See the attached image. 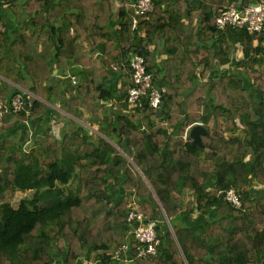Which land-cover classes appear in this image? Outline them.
Here are the masks:
<instances>
[{
  "label": "trees",
  "instance_id": "16d2710c",
  "mask_svg": "<svg viewBox=\"0 0 264 264\" xmlns=\"http://www.w3.org/2000/svg\"><path fill=\"white\" fill-rule=\"evenodd\" d=\"M136 1L0 0V264H120L125 240L133 264H264V29L216 24L228 5L264 0H153L144 15ZM135 54L165 89L161 121L128 101ZM47 111L67 123L59 134ZM197 122L202 145L184 138ZM132 195L163 219L156 256L137 255ZM196 212L201 231L182 222Z\"/></svg>",
  "mask_w": 264,
  "mask_h": 264
},
{
  "label": "built area",
  "instance_id": "2783aa9c",
  "mask_svg": "<svg viewBox=\"0 0 264 264\" xmlns=\"http://www.w3.org/2000/svg\"><path fill=\"white\" fill-rule=\"evenodd\" d=\"M135 13L137 15H144L153 10V0H137L133 3ZM133 28L137 27L136 18L132 21ZM216 24L219 28H224L226 26H238L244 27L250 32H261L264 29V4L258 3V5H250L245 9H239L234 4L226 6L221 14L216 19ZM130 65L133 70L132 79L134 85L129 89L128 101L130 104L134 105L141 99L145 98L150 107L159 109L160 104L163 100V87H156L154 83L153 74L148 72L146 67V60L143 55L135 54L130 59ZM115 68V66H114ZM71 80L75 84L78 78L71 75ZM23 97L18 94L12 100V111L14 113L19 112L24 105ZM5 103L0 101V108H2ZM31 104V98L29 103ZM1 115V114H0ZM196 124L202 125V122H197ZM188 127L184 138L189 136L191 128ZM224 199L231 203L235 208L240 209L242 206V200L240 193L233 187L224 191ZM139 203L136 197L128 202V215L127 220L131 226L130 235L138 242L136 252L138 257L147 258L157 255L158 246L160 244L159 238V219H148V217L138 209ZM164 212V210H163ZM165 221L170 225V221L163 213ZM161 232L164 230L160 229ZM130 244L127 240L122 241L116 246L112 252V258L117 261L129 260ZM131 260L133 257L131 256ZM130 261V260H129Z\"/></svg>",
  "mask_w": 264,
  "mask_h": 264
},
{
  "label": "crops",
  "instance_id": "0c3cea01",
  "mask_svg": "<svg viewBox=\"0 0 264 264\" xmlns=\"http://www.w3.org/2000/svg\"><path fill=\"white\" fill-rule=\"evenodd\" d=\"M53 106V105H52ZM54 108H56V107H54ZM52 111H49V114H53V113H51ZM63 113H65V114H67L66 112H64V111H62ZM50 117V116H49ZM49 120V119H48ZM48 120L45 118V122L43 123V125H45V124H47L48 123ZM219 120V122H225L223 119H218ZM217 120V121H218ZM53 121H55L54 120V118H53V120L51 121V122H53ZM216 121V122H217ZM55 122H58L59 123V130L61 131V129H62V127H64V126H66L65 125V120H59V121H55ZM214 123V122H213ZM224 124H229V123H224ZM42 125V126H43ZM164 126H166V124H164ZM43 128H44V126H43ZM40 128H38V125H37V127H35V128H33V133L35 132V133H40L41 131H42V129L41 130H39ZM95 133H99L98 131H96ZM228 133V132H227ZM110 186H112V188L114 189L115 187H114V185H113V183L111 182L110 183ZM254 190V192L258 189V188H256V187H254L253 188ZM118 190L121 192V193H123L124 194V192H125V190H123L121 187H119L118 188ZM187 195V194H186ZM135 196L134 195H132V197H130V199H129V201L131 200V199H133ZM186 199H187V197H186ZM158 219H159V224H161L162 223V221H163V219H162V217L160 216V217H158ZM181 219V218H180ZM164 221H165V218H164ZM182 222H185V223H187V224H189L193 229H196L197 231H201L202 230V228H203V224L204 223H206L207 222V217L206 216H204V215H199V214H197V212H196V214H194L193 215V217L191 218V219H187V218H182ZM128 257H129V260H125V261H122V263L120 262V264H133L134 262H133V260H131L132 258H131V255H130V252H129V255H128ZM83 263H85V264H99V260L98 259H94L93 258V256L90 258V259H87V258H84V261H82ZM55 264H61V262L60 261H57Z\"/></svg>",
  "mask_w": 264,
  "mask_h": 264
},
{
  "label": "rangeland",
  "instance_id": "374dc122",
  "mask_svg": "<svg viewBox=\"0 0 264 264\" xmlns=\"http://www.w3.org/2000/svg\"><path fill=\"white\" fill-rule=\"evenodd\" d=\"M53 105V106H52ZM51 106H52V109L51 110H55V108L54 107H56L54 104H51ZM58 111L60 110V109H57ZM61 111V110H60ZM63 111V110H62ZM61 111V112H62ZM65 112V111H64ZM55 114V112H53V114L51 115V114H49V112L47 111L46 113H45V115H46V119L48 120L51 116H52V118L51 119H49L48 120V123L51 125V127H52V129H53V132L55 133V134H59L61 131L59 130V123L58 122H55L56 120L57 121H61L62 119L61 118H58V117H56L55 116V118H54V120L55 121H53V122H51L52 120H53V115ZM56 115V114H55ZM50 116V117H49ZM224 123H226V122H219V120L216 122V123H214V125L217 127V128H219V129H221V130H223V131H226V132H229V129H230V127H229V124H224ZM43 124V123H42ZM67 123L65 122V125H66ZM85 124V123H84ZM85 125H87V127H89L88 126V124H85ZM42 128L41 129H43V126H41ZM91 130H92V132H96L97 131V129L96 128H93V127H89ZM40 129V130H41ZM26 147H27V144L25 145ZM76 185V182H73V183H70V184H67V186H70V187H72V188H74V186ZM25 196V194L24 193H21V192H17V193H15V194H13V195H10V194H7V198L9 199V200H11V202H12V204L14 205V206H17L18 205V203H19V201L23 198ZM157 198V197H156ZM158 199V198H157ZM162 212H163V210H162ZM164 213V212H163Z\"/></svg>",
  "mask_w": 264,
  "mask_h": 264
},
{
  "label": "water",
  "instance_id": "95a60500",
  "mask_svg": "<svg viewBox=\"0 0 264 264\" xmlns=\"http://www.w3.org/2000/svg\"><path fill=\"white\" fill-rule=\"evenodd\" d=\"M241 2H242V0H240V3ZM252 5H258V3H253ZM56 77H57V70H54V73L51 76L50 81H54L56 79ZM164 106H165V101L162 100V102L160 104V107H159V109L157 111V117H158V119L160 121L162 120V114H163V111H164ZM202 133H205V128L202 125H200V124H196V125H194L191 128L190 133H189V136L193 139V143L194 144H196V145H202V140H201V134ZM122 149H123L122 151H124V153L127 156L130 155V148L128 146V142H127V139L126 138L122 142ZM180 207H182V206L180 205Z\"/></svg>",
  "mask_w": 264,
  "mask_h": 264
}]
</instances>
